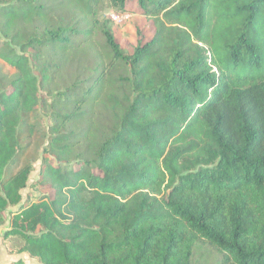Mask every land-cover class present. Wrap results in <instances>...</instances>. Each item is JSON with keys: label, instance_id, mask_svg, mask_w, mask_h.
Segmentation results:
<instances>
[{"label": "trees", "instance_id": "16d2710c", "mask_svg": "<svg viewBox=\"0 0 264 264\" xmlns=\"http://www.w3.org/2000/svg\"><path fill=\"white\" fill-rule=\"evenodd\" d=\"M105 0H0V224L39 264H264V0H136L124 49ZM124 11L131 0H108ZM46 119L53 190L7 174ZM46 155V156H45ZM77 165H74V164Z\"/></svg>", "mask_w": 264, "mask_h": 264}, {"label": "rangeland", "instance_id": "374dc122", "mask_svg": "<svg viewBox=\"0 0 264 264\" xmlns=\"http://www.w3.org/2000/svg\"><path fill=\"white\" fill-rule=\"evenodd\" d=\"M100 14L110 18V24L115 36L127 51L131 52L134 50V45L137 40L146 42L154 34L150 20L141 12L136 0L129 1L124 11L111 7L109 1L105 0L102 4ZM1 42L2 39L0 37V45ZM0 65L7 73L12 74L15 72L1 58ZM28 120L32 123L33 132L29 134V131H23L21 133L20 152L7 172V174L13 173L26 162L33 164L29 185L23 190L24 199L22 203L24 204L38 200L44 194H49L53 190V187L46 181H43V178L48 179V175L45 173L47 162L55 163L53 155H49L48 160H43L45 146L49 138L46 119L38 113H32L28 115ZM74 165L77 164L75 163ZM15 209H17V206L9 207L4 212V221L0 224V264H19L12 260L8 251L9 248L14 247L19 241L15 237H9L5 242L3 240L4 231L9 226L12 211ZM216 256L218 254L207 244L199 247L195 253L197 264H216Z\"/></svg>", "mask_w": 264, "mask_h": 264}, {"label": "crops", "instance_id": "0c3cea01", "mask_svg": "<svg viewBox=\"0 0 264 264\" xmlns=\"http://www.w3.org/2000/svg\"><path fill=\"white\" fill-rule=\"evenodd\" d=\"M12 260L19 264H39V262L31 257L28 253L22 251L17 253H9Z\"/></svg>", "mask_w": 264, "mask_h": 264}]
</instances>
